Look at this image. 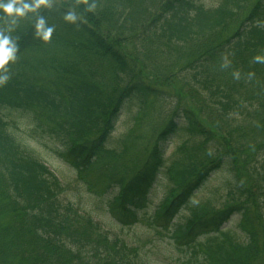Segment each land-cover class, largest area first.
<instances>
[{"label": "trees", "instance_id": "1", "mask_svg": "<svg viewBox=\"0 0 264 264\" xmlns=\"http://www.w3.org/2000/svg\"><path fill=\"white\" fill-rule=\"evenodd\" d=\"M73 1L50 0L11 33L0 264H264V63L253 59L264 55V0H96L94 11ZM40 16L54 28L48 42L36 34ZM130 48L181 59L166 73L179 91L156 86ZM127 115L132 128L115 139Z\"/></svg>", "mask_w": 264, "mask_h": 264}, {"label": "rangeland", "instance_id": "2", "mask_svg": "<svg viewBox=\"0 0 264 264\" xmlns=\"http://www.w3.org/2000/svg\"><path fill=\"white\" fill-rule=\"evenodd\" d=\"M62 1H64L65 3H69L71 5H74V1L73 0H62ZM214 1L215 0H204L205 4H211ZM235 28H236V26L233 25L231 27V31H233ZM104 32L107 33V34H109L110 36L112 34L114 35L113 32H109V31H104ZM130 49L133 50V52H132L133 53V56L132 57L133 58L136 57V56L138 57L137 63H139V65H140V62L143 59V63L145 65V70H147V71L151 72L152 74L156 75V77H155V78H157L155 80L156 86H158V83H159L160 84L159 87L164 88V89H167V90H169L170 92H172L174 94H176L179 91L176 87L173 88L172 85H170L169 83H167L168 82L167 79H170L171 76L168 75V74H166V73H169L170 72V69L171 68H170V66H167L168 64H170V61L173 62V63H176V64H180V63H182V60L181 59H178L176 57H173V60H171L172 57L169 56V55H164V58H163V56H158L157 55V56H153L151 59L145 58V57H144L145 58L144 59L143 56H142L143 50H139L140 54H138V52L136 50H134V48H130ZM160 58H163V59H160ZM175 83H176V85L178 87H180L179 83H177V82H175ZM183 92H184V90H183ZM199 105L202 106L204 109H201L199 111L197 109V107L194 108L195 109V112H196V115H198V117L200 118V120H202L204 122V124H206L207 126H212L211 125V121L208 118V115L205 113V112H207L206 111L207 106L204 107L200 103H199ZM192 106H195V105H192ZM128 117H129V115H127L128 121H125V118L126 117L120 120V122H119V124L117 126V130L115 132V139H118L120 136H123L124 137V135L127 132H129V130L132 128L133 122L130 121V119ZM145 134H143V135H145L144 138H142L140 140V142L142 144H144L145 138L148 137V134L147 133H145ZM175 145H176V142L169 144V146L167 148V155H170L174 151ZM137 150H139V148ZM45 155H46L45 160L48 162L49 166L51 168H53L59 174V176L61 178H63L65 181H69V180L73 179L75 173H74V171L72 169H70L67 165H65L62 161H60L59 159H57L55 156L50 155V154H46V153H45ZM213 182L216 183V184H218L219 180L215 179ZM162 193L163 192L161 190H156V193L153 194V196H152L154 198L155 202H157V203L160 202V199L163 197ZM208 195H209V187L207 188V190L205 189L204 191L200 192V197H206ZM81 198L82 199L87 198L86 195H85V193L84 194H81ZM87 201L88 200H85L84 203L88 205V209L89 210L93 211L90 208L89 202H87ZM93 212H97V211H93ZM239 219H240V215L233 216L232 221H231V224H232L231 226L236 225V223L239 221ZM106 220H107L106 221L107 222L106 226H109L111 229L113 228V230H115L114 228L117 227V226L111 227V225L114 226L116 224L109 223L110 222V219L108 217H106ZM121 230H123L125 232L127 230V228L125 227L124 229H121ZM115 231H120V230H115ZM136 232L137 233H140V234H148L149 233L148 228H147V225L146 224H143V223H140V224L137 225ZM119 233L122 234L123 232H119ZM131 235H133V234L131 233ZM168 250H169V252H171V254H176V251H175V249L172 246H168ZM152 261L153 262H156L155 259L152 260ZM158 264H164V263H158Z\"/></svg>", "mask_w": 264, "mask_h": 264}, {"label": "clouds", "instance_id": "3", "mask_svg": "<svg viewBox=\"0 0 264 264\" xmlns=\"http://www.w3.org/2000/svg\"><path fill=\"white\" fill-rule=\"evenodd\" d=\"M50 0H0V21L3 22V27H0V85L5 84L9 80L7 66L10 61H15L17 58L18 45L16 38L12 36L21 18H25L29 13H35L42 6L47 7ZM88 11H94L97 7L96 0H85ZM65 20L75 23L78 15L75 11L69 10L65 13ZM82 18V17H79ZM36 34L42 38L43 41L51 40L54 28L46 25L45 19L40 16L35 23ZM257 63H264V55L257 54L253 57ZM230 61L225 58L221 67H227ZM239 71L233 72L234 78H239ZM253 73H249L251 77Z\"/></svg>", "mask_w": 264, "mask_h": 264}]
</instances>
